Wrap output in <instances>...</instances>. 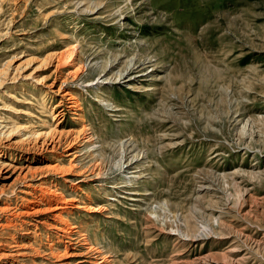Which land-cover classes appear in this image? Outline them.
Wrapping results in <instances>:
<instances>
[{"label": "rangeland", "instance_id": "1", "mask_svg": "<svg viewBox=\"0 0 264 264\" xmlns=\"http://www.w3.org/2000/svg\"><path fill=\"white\" fill-rule=\"evenodd\" d=\"M3 74L0 264H264V0H0Z\"/></svg>", "mask_w": 264, "mask_h": 264}, {"label": "bare ground", "instance_id": "2", "mask_svg": "<svg viewBox=\"0 0 264 264\" xmlns=\"http://www.w3.org/2000/svg\"><path fill=\"white\" fill-rule=\"evenodd\" d=\"M179 19V18H178ZM14 78V77H13ZM12 78V79H13ZM5 82H6V75L5 74H3L2 75V77H0V87H2L4 84H5ZM64 96H69L68 98V100H73V98L70 96V95H68V94H65ZM64 102V101H63ZM71 103V102H70ZM55 117V116H54ZM58 124V123H57ZM16 129V128H15ZM55 129V128H54ZM51 131V130H50ZM49 131V133H51ZM53 131V130H52ZM8 132V130L6 129V127H5V125L3 126L2 124H0V142H1V139L2 138H5V136H6V133ZM48 134V133H47ZM52 134V133H51ZM43 135V134H42ZM35 137H39V135L38 134H35L34 135ZM53 136V135H52ZM54 138V137H53ZM51 139V138H50ZM52 140V139H51ZM46 142H48V140L46 141ZM42 144H44V141H43V143ZM49 145H51L52 144V142H49L48 143ZM73 144V143H72ZM71 144V145H72ZM45 147V146H44ZM47 147V146H46ZM56 230H57V228H56ZM59 231V230H58ZM61 231V230H60ZM67 233V232H66ZM70 234V233H69ZM72 234V233H71ZM18 247V246H17Z\"/></svg>", "mask_w": 264, "mask_h": 264}]
</instances>
